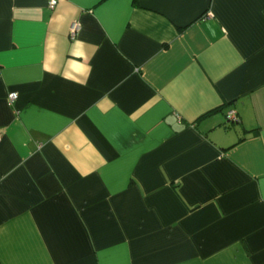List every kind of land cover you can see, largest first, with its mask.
<instances>
[{
	"label": "crops",
	"instance_id": "1",
	"mask_svg": "<svg viewBox=\"0 0 264 264\" xmlns=\"http://www.w3.org/2000/svg\"><path fill=\"white\" fill-rule=\"evenodd\" d=\"M49 2L0 0V264H264V0Z\"/></svg>",
	"mask_w": 264,
	"mask_h": 264
},
{
	"label": "built area",
	"instance_id": "2",
	"mask_svg": "<svg viewBox=\"0 0 264 264\" xmlns=\"http://www.w3.org/2000/svg\"><path fill=\"white\" fill-rule=\"evenodd\" d=\"M56 5H57V0H50L48 7L50 9H54ZM78 30H79V26L77 24H73L70 29V36L74 38ZM16 98H17L16 93H11L8 95V101L10 102V104H12L16 100ZM225 119L227 123L232 124L237 122L239 120V117L235 110H229L225 115Z\"/></svg>",
	"mask_w": 264,
	"mask_h": 264
},
{
	"label": "trees",
	"instance_id": "3",
	"mask_svg": "<svg viewBox=\"0 0 264 264\" xmlns=\"http://www.w3.org/2000/svg\"><path fill=\"white\" fill-rule=\"evenodd\" d=\"M238 121H239V120H238ZM238 121H237V122H238ZM237 122H235V123H232V124H236Z\"/></svg>",
	"mask_w": 264,
	"mask_h": 264
}]
</instances>
